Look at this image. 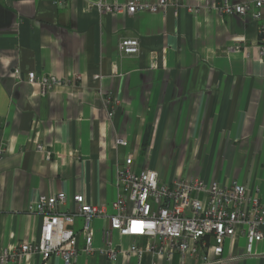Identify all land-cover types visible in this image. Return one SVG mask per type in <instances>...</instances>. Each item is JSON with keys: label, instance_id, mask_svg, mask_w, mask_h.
<instances>
[{"label": "crops", "instance_id": "crops-1", "mask_svg": "<svg viewBox=\"0 0 264 264\" xmlns=\"http://www.w3.org/2000/svg\"><path fill=\"white\" fill-rule=\"evenodd\" d=\"M102 1L127 2L0 0V151L7 150L0 162V249L13 254L39 239L42 220L29 208L41 196L83 195L107 206L129 155L137 171L155 170L166 183L237 182L264 197V12L259 21L221 15L214 8L223 0H211L210 7L192 2L199 6L193 13L181 0L157 14H109L98 10ZM127 39L140 41L138 55L120 53ZM30 73L62 84L42 96L26 83ZM81 226L79 220L69 227ZM104 226L106 220L94 221L95 247ZM121 243L126 250L132 239ZM225 259L264 264V242L247 254L243 239L229 240ZM156 261L169 264L152 253L142 264ZM8 264L64 263L35 255ZM74 264L138 263L96 252L81 253Z\"/></svg>", "mask_w": 264, "mask_h": 264}, {"label": "built area", "instance_id": "built-area-1", "mask_svg": "<svg viewBox=\"0 0 264 264\" xmlns=\"http://www.w3.org/2000/svg\"><path fill=\"white\" fill-rule=\"evenodd\" d=\"M180 1L157 0L154 4H142L140 0H127L126 4L102 1L97 7L100 12L109 14H157L170 6H178ZM184 1L190 3L189 10L193 13L199 11V6L192 2H202L205 7H210L211 2ZM214 9L221 15H250L259 21L264 12V0L243 3L223 0ZM260 31L264 36V24ZM119 51L124 55H138L140 41L124 40ZM18 78L21 80L20 76ZM26 83L39 86L42 96L62 84L53 76L38 77L35 73L27 75ZM108 104L111 107L110 101ZM2 125L0 117V127ZM117 144L127 146L128 142L119 139ZM6 153L5 149L0 151V162ZM116 189L115 200L107 206L89 204L83 195L41 196L29 208L30 214L42 220L39 239L24 242L16 254L7 248L0 249V264L13 260L22 262L26 256L35 255L43 262L59 257L64 264H74L81 253L96 252L113 261L121 253L134 256L138 264H142L147 253L169 264L176 256L180 264H187L188 259H196L198 264H223L229 240L243 239L247 254H252L264 242V197L250 193L237 182L224 186L217 182L207 184L199 178H176L166 183L155 170L137 171L136 160L129 155L117 170ZM97 219L107 221V226L101 230L99 247H95L94 221ZM79 220L82 221L80 229L69 227ZM80 236L85 242L83 248L79 247ZM124 238L132 239L126 250L121 243ZM142 240L146 241L144 246Z\"/></svg>", "mask_w": 264, "mask_h": 264}, {"label": "trees", "instance_id": "trees-1", "mask_svg": "<svg viewBox=\"0 0 264 264\" xmlns=\"http://www.w3.org/2000/svg\"><path fill=\"white\" fill-rule=\"evenodd\" d=\"M148 136H149V131H146L144 141H143V151H145L147 148Z\"/></svg>", "mask_w": 264, "mask_h": 264}]
</instances>
